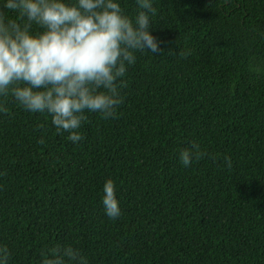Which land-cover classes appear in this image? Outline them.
I'll use <instances>...</instances> for the list:
<instances>
[{
    "label": "trees",
    "instance_id": "obj_1",
    "mask_svg": "<svg viewBox=\"0 0 264 264\" xmlns=\"http://www.w3.org/2000/svg\"><path fill=\"white\" fill-rule=\"evenodd\" d=\"M151 22L160 55L137 53L115 115L86 112L80 141L7 98L8 264L66 245L88 264H264V0H154ZM193 143L201 155L184 166L177 154ZM107 178L115 219L101 204Z\"/></svg>",
    "mask_w": 264,
    "mask_h": 264
},
{
    "label": "clouds",
    "instance_id": "obj_2",
    "mask_svg": "<svg viewBox=\"0 0 264 264\" xmlns=\"http://www.w3.org/2000/svg\"><path fill=\"white\" fill-rule=\"evenodd\" d=\"M135 7L130 15L122 0H0V114L9 113L11 97L29 113L47 114L73 143L81 140L77 130L86 112L113 117L137 53H161L150 33L154 0H135ZM200 155L194 143L177 154L184 166ZM115 191L113 179H105L101 204L110 219L121 214ZM9 255L0 244V264H8ZM42 257L41 264H88L72 245Z\"/></svg>",
    "mask_w": 264,
    "mask_h": 264
}]
</instances>
